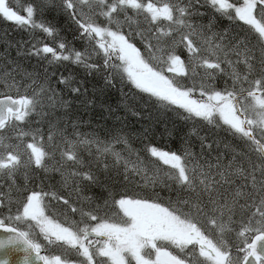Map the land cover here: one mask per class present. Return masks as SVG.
I'll return each instance as SVG.
<instances>
[{"label": "snow or ice", "instance_id": "6c2138e0", "mask_svg": "<svg viewBox=\"0 0 264 264\" xmlns=\"http://www.w3.org/2000/svg\"><path fill=\"white\" fill-rule=\"evenodd\" d=\"M0 19L29 37L0 52V264H264V0H0Z\"/></svg>", "mask_w": 264, "mask_h": 264}, {"label": "trees", "instance_id": "16d2710c", "mask_svg": "<svg viewBox=\"0 0 264 264\" xmlns=\"http://www.w3.org/2000/svg\"><path fill=\"white\" fill-rule=\"evenodd\" d=\"M16 0H13V3H15ZM26 2V0H20L21 4H24ZM203 10V9H202ZM60 19V23L63 24V20L62 18H58ZM225 25L227 24V21L225 20L223 22ZM64 27L67 29L69 26L67 24H64ZM68 35V38L71 39V33L68 32L66 33ZM37 35L44 40V42H47L51 45V38H46L44 36L43 33H40L39 31H37ZM29 39L28 34L25 31L20 30L17 26H15L14 24H12L11 22H7L3 19H0V52L3 51V47H4V42L5 40H9L12 42H15L17 40H25L27 41ZM76 47L79 49L81 46L79 43L76 44ZM11 55L13 57L16 56V51L15 49H11ZM37 64V59L35 57L32 58L31 61H25V66L29 68V70H31V66L32 65H36ZM68 70H71L72 72H75L77 74L82 75V69L74 64H69L68 65ZM59 71H64V74L67 75L68 71L64 70V69H60ZM59 71H58V75H59ZM90 82L88 84V87L91 89V87L96 84L97 86L102 85L103 81H99V80H91V78H89ZM128 89L125 88L124 91L126 92ZM108 96H109V102L113 104V106L116 105V103L119 101V97H120V92L118 90V87L116 89H111L108 91ZM98 111V109H97ZM118 115H125V113L123 112V110H119L117 112ZM105 115H107V113H105ZM171 119V118H170ZM136 118L132 117L129 115V121L132 123H135ZM137 128H139V125H136ZM162 125L160 127L157 128V135H156V140L160 143L163 144L165 143V140L160 139L159 137V132L162 129ZM177 127L182 129V130H186L184 128V126L182 124H177ZM207 129H205L206 131ZM167 143L169 144L170 147L175 148L178 144V141L176 140H171V141H167ZM138 146V145H137ZM57 252H59V250H56Z\"/></svg>", "mask_w": 264, "mask_h": 264}, {"label": "water", "instance_id": "95a60500", "mask_svg": "<svg viewBox=\"0 0 264 264\" xmlns=\"http://www.w3.org/2000/svg\"><path fill=\"white\" fill-rule=\"evenodd\" d=\"M0 235H4V233L0 232Z\"/></svg>", "mask_w": 264, "mask_h": 264}]
</instances>
